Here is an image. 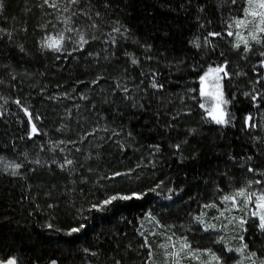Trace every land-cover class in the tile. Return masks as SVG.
Segmentation results:
<instances>
[{
	"label": "trees",
	"instance_id": "16d2710c",
	"mask_svg": "<svg viewBox=\"0 0 264 264\" xmlns=\"http://www.w3.org/2000/svg\"><path fill=\"white\" fill-rule=\"evenodd\" d=\"M247 7L0 0V262L262 264L259 209L223 201L264 192V32L237 46ZM216 68L224 123L200 94ZM113 196L129 198L94 207Z\"/></svg>",
	"mask_w": 264,
	"mask_h": 264
},
{
	"label": "snow or ice",
	"instance_id": "6c2138e0",
	"mask_svg": "<svg viewBox=\"0 0 264 264\" xmlns=\"http://www.w3.org/2000/svg\"><path fill=\"white\" fill-rule=\"evenodd\" d=\"M47 2H48V0H45V3H47ZM76 2H77V0H69V3L70 4L71 3H76ZM254 3H255V0H248V4H249L250 8H251V6ZM50 6L55 7L56 5L55 4H52ZM258 7L259 8H264V0H260V2L258 4ZM65 10H67V9H65ZM246 14H251L253 16H259L260 17V24L261 25H264V12H255V11H252V12L249 13V11L246 10ZM244 23H246V21H244V20L237 21V25L238 26L241 25V24H244ZM117 31H118V29H117ZM258 31L264 32V27H259L258 26ZM232 34L233 33H231V32L229 33V35H232ZM210 35H216V34H211L210 33ZM256 38L257 37L255 35H253V39H256ZM50 39L51 38H46V40L42 43V47H49V48H51L54 51H60V47H59L58 43H55V44L48 43V40H50ZM62 39H63V36H58L57 37V42L59 40H62ZM81 41L82 42H86V41H84V37L83 36H81ZM237 46H239V45H237ZM132 62L135 64L136 63V60H133ZM213 72H215V73L223 72V68L209 69V73H213ZM207 75L208 74H206V76ZM225 75H227V73H225ZM205 78H206L205 76H202L201 77V80H200V82H201V91H200V94H201V96L208 97V96L213 95V94L205 90V88H204ZM152 86L153 87H157L156 84H153ZM125 91H127V90L125 89ZM200 107L201 108H205V104L202 103L200 105ZM209 115H212V112L211 111H209ZM212 118L217 123H224L225 122L222 118H218V117H216L214 115H212ZM32 130H33V132H36L35 127H33ZM68 163H71V161H68ZM14 167H17L18 168L19 165H16ZM249 171H253V170L252 169H249ZM256 183H260V181H256ZM237 197H243V198H245V203L246 204L247 203H253L255 205V209L261 210L260 212H257L255 210H253L252 211V215L253 216H257V215L259 216L260 227H261L262 230H264V192H261V193L258 194L256 192H248L245 189H240V190H238L232 196H227V195L224 196L223 197V201L224 202L231 201L232 204L235 205L236 202H237ZM117 198H120V199H128L129 197H117V196H113L110 199L105 200L103 202V205L94 206V207H103V206H106V205L110 204L113 200H115ZM244 222H245L244 220H241L240 221L241 224H243ZM77 230L78 229H73L72 231H77ZM251 256H255V253H252ZM212 259L213 260H216L217 258L215 256H213ZM10 264H11V262H10ZM253 264H255V261L253 262ZM262 264H264V262H262Z\"/></svg>",
	"mask_w": 264,
	"mask_h": 264
},
{
	"label": "rangeland",
	"instance_id": "374dc122",
	"mask_svg": "<svg viewBox=\"0 0 264 264\" xmlns=\"http://www.w3.org/2000/svg\"><path fill=\"white\" fill-rule=\"evenodd\" d=\"M260 0H255V3L251 6L247 7V10L250 12H264V8H259ZM246 21V23L241 24L238 26V33H237V43L238 45H243L246 43V41L253 40V35L257 37L261 31H258L259 27H264V25L260 24V17L259 16H253L251 14H246L245 17L242 19ZM208 75H205V83L204 88L206 91L212 93L213 95H210L208 97H205L206 100L209 103V111L212 112V115L222 118L224 117V108H223V101H222V90H221V77L220 72L219 73H207ZM212 115H209L212 118ZM213 119V118H212ZM261 210H259L260 212ZM193 252V250H192ZM16 264L15 259H9L5 262H0V264ZM264 262V260H263ZM206 264H212V260L210 257L205 260Z\"/></svg>",
	"mask_w": 264,
	"mask_h": 264
}]
</instances>
